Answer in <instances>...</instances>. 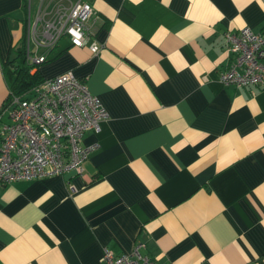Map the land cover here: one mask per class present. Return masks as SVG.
Wrapping results in <instances>:
<instances>
[{
	"label": "crops",
	"instance_id": "1",
	"mask_svg": "<svg viewBox=\"0 0 264 264\" xmlns=\"http://www.w3.org/2000/svg\"><path fill=\"white\" fill-rule=\"evenodd\" d=\"M84 1L99 52L62 36L33 71H71L108 116L81 175L0 183V264H105L137 241L160 264H264V88L218 79L224 32H264V0ZM26 20L0 0V127Z\"/></svg>",
	"mask_w": 264,
	"mask_h": 264
},
{
	"label": "built area",
	"instance_id": "2",
	"mask_svg": "<svg viewBox=\"0 0 264 264\" xmlns=\"http://www.w3.org/2000/svg\"><path fill=\"white\" fill-rule=\"evenodd\" d=\"M26 0L24 51L26 62L35 66L62 36L74 47L87 46L96 54L101 46L92 39L97 20L84 0L64 6L61 0ZM228 62L219 73L225 86L264 88V32L248 27L223 34ZM8 123L0 127V183L58 176L66 171L81 175L84 163L97 145L81 144L86 132H98L108 116L99 99L71 71L42 80L22 96L5 102ZM1 112V113H2ZM137 241L125 254L103 249L105 264H160L141 253Z\"/></svg>",
	"mask_w": 264,
	"mask_h": 264
},
{
	"label": "trees",
	"instance_id": "3",
	"mask_svg": "<svg viewBox=\"0 0 264 264\" xmlns=\"http://www.w3.org/2000/svg\"><path fill=\"white\" fill-rule=\"evenodd\" d=\"M26 2V0H24ZM26 23V22H25ZM14 57L3 62V77L9 94L7 96H20L42 80L38 72L26 62L24 51V37L22 42L13 50Z\"/></svg>",
	"mask_w": 264,
	"mask_h": 264
},
{
	"label": "rangeland",
	"instance_id": "4",
	"mask_svg": "<svg viewBox=\"0 0 264 264\" xmlns=\"http://www.w3.org/2000/svg\"><path fill=\"white\" fill-rule=\"evenodd\" d=\"M25 31H26V30H25ZM22 95H23V94H22ZM22 95H20V96H22ZM11 97H12V96L8 97V98L6 99V101H8Z\"/></svg>",
	"mask_w": 264,
	"mask_h": 264
}]
</instances>
